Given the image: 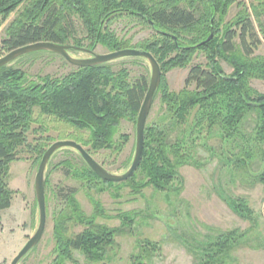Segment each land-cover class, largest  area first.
<instances>
[{"label": "trees", "instance_id": "obj_1", "mask_svg": "<svg viewBox=\"0 0 264 264\" xmlns=\"http://www.w3.org/2000/svg\"><path fill=\"white\" fill-rule=\"evenodd\" d=\"M26 1L0 0V18ZM235 3L236 0H29L10 23L2 45L8 52L38 42L83 48L76 37L78 21L88 41L86 49H136L153 56L162 72L154 99L159 93L164 116L159 123L145 126L140 164L134 175L120 184L132 193L148 187L159 193L173 191V183L179 179L178 167L188 161L190 150L201 140H215L220 148H229V166L264 186V94L251 87L253 80L264 82V53L255 54L264 42V0H251L249 9L242 6L225 23L229 7ZM116 19L134 22L152 35L132 46L130 40L118 39L109 32ZM210 35L211 40L204 43ZM197 52L204 53L206 67L191 66L183 88L170 92L163 73L187 67ZM41 53L45 52L28 56ZM218 60L232 69L230 75L224 74ZM147 87L146 77L130 82L125 69L114 72L108 64L77 68L61 79L30 77L17 69L1 68L0 213L12 205L15 192L7 184L9 165L20 161L18 150L27 145L35 110L78 132H88L89 139L82 146L89 145L93 151L112 149L117 146L113 138L121 121L136 122ZM126 139L123 136V141ZM36 148L40 162L45 150L42 145ZM72 177L97 180L108 188L115 185L100 181L85 163ZM74 193L69 190L65 196L69 214L60 213L55 221L54 264H77L72 252H80L89 263L110 264L106 252L114 250L115 237L131 224V219L122 215L118 230L93 223L74 201ZM246 205L239 199L232 201L239 215L250 214ZM72 218L84 229L69 237L64 226ZM243 237L238 230L220 234L204 246L193 264H228L231 248ZM136 247L138 251L130 256V264H151L159 251L157 244L149 241L136 242Z\"/></svg>", "mask_w": 264, "mask_h": 264}, {"label": "rangeland", "instance_id": "obj_2", "mask_svg": "<svg viewBox=\"0 0 264 264\" xmlns=\"http://www.w3.org/2000/svg\"><path fill=\"white\" fill-rule=\"evenodd\" d=\"M28 1L5 18H0V58L8 53L2 45L6 30ZM250 4L251 0H236L228 9L225 23L231 21L242 6L249 9ZM75 27L76 37L81 39L83 48H87L88 41L78 21ZM108 29L118 39L130 40L135 47L152 35L147 28L134 22L128 23L125 19H116ZM93 52L100 55L108 53L101 46H97ZM263 53L264 42L255 54ZM69 54L75 59L90 57L77 51ZM218 64L225 75L231 74L232 69L224 61L218 60ZM108 65L114 72L125 69L130 82L141 76L149 82L150 67L144 59L124 58ZM195 65L206 67L204 53H195L185 68L165 71L163 79L168 90L179 92L188 69ZM7 67L20 70L30 77L49 79H61L77 70L60 56L48 53L23 56ZM251 87L264 94L263 81L253 80ZM159 96L157 93L151 105L146 126L159 123L164 116ZM34 120L27 133V145L18 150L20 161L9 165L7 184L15 195L10 209L0 213V264L11 263L34 234L38 224L33 188L39 165L36 146L42 145L46 150L57 141H78L76 143L82 146L89 139L88 132H78L51 117L40 116L38 110L34 111ZM123 136L127 137L126 141H123ZM113 141L117 146L112 149L93 151L89 145L82 147L106 171L122 175L129 168L134 155L135 123L121 121ZM198 143L190 150L188 163L178 167L179 179L173 183L174 189L170 193H159L148 187L134 194L125 185L120 186L121 183L108 188L97 180H77L72 175L79 172L84 164L78 153L72 149H61L54 153L45 177V230L37 246L19 264H54L55 221L59 215L69 211L65 199L69 190L75 191L74 201L93 223L118 230L122 227V215L131 219V224L115 237L114 250L106 252L105 258L110 260V264H130V256L138 251L136 242L142 241L157 244L159 251L153 255L151 264H193L206 244L220 234L234 230L244 237L231 248L228 264H264V186L229 166L226 152L229 148H220L215 140H201ZM237 199L246 202L249 215H239L233 209L232 201ZM64 227L69 237L84 229L73 218ZM71 257L77 264H93L80 252H72Z\"/></svg>", "mask_w": 264, "mask_h": 264}, {"label": "water", "instance_id": "obj_3", "mask_svg": "<svg viewBox=\"0 0 264 264\" xmlns=\"http://www.w3.org/2000/svg\"><path fill=\"white\" fill-rule=\"evenodd\" d=\"M212 35H210L204 43L210 41ZM202 43V44H204ZM72 51L82 52L90 57L87 59H75L69 54ZM50 53L60 56L69 65L75 68H91L95 66L105 65L113 61L124 58H140L148 62L150 67V77L148 82L147 91L144 95L142 104L140 106L136 122H135V147L134 155L129 168L122 175H114L106 171L102 166L96 163L92 157L84 150V148L73 141H57L51 144L43 153L39 162L35 177H34V196L36 202V208L38 213V224L34 234L29 238L23 248L18 252L15 258L10 264H19V262L28 255L41 240L45 226H46V203H45V177L47 165L54 153L61 149H72L76 151L85 165L90 171L102 182L105 183H123L128 181L136 172L142 157L143 143H144V131L146 126V120L153 103L155 93L161 82V70L153 58V56L145 51L136 49H125L116 52H108L107 54H96L93 51L86 48H79L74 46H64L53 44L49 42H38L30 45H26L8 52L6 55L0 58V69L9 65L11 62L34 53Z\"/></svg>", "mask_w": 264, "mask_h": 264}]
</instances>
